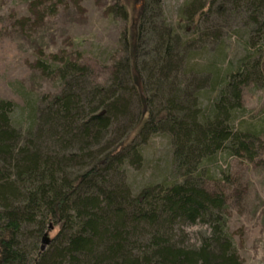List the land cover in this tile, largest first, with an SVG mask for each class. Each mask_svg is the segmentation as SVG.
Masks as SVG:
<instances>
[{
    "label": "trees",
    "instance_id": "16d2710c",
    "mask_svg": "<svg viewBox=\"0 0 264 264\" xmlns=\"http://www.w3.org/2000/svg\"><path fill=\"white\" fill-rule=\"evenodd\" d=\"M117 11L128 19L119 3ZM231 12L246 14L253 33L238 66L225 72L189 70L188 46L211 38L204 26L214 13ZM183 15L177 31L193 41L174 30H155L158 42L142 71L141 50L138 46L131 53L125 33L128 56L117 68L114 86L89 89L86 97L96 104L91 108H82L81 95L55 96L40 119L39 139L29 131L34 142H21L12 125L15 106L0 101V264H241L223 217L226 195L208 189L206 169L221 153L249 164L261 159L264 123L245 118L243 91L264 86V0H199L185 4ZM143 31L144 19L141 48ZM84 71L67 61L60 76L79 81ZM206 89L214 98L203 108L199 101ZM135 105L138 117L122 129L118 142L93 152L91 147ZM159 135L174 147L175 181L134 196L118 178L126 165L141 164L144 145ZM47 141L55 151L44 145ZM75 145L86 156L71 152ZM86 165L80 174L71 171ZM199 222L213 229L201 246L186 248L173 241L178 224ZM46 235L48 251L37 245L27 249L26 238Z\"/></svg>",
    "mask_w": 264,
    "mask_h": 264
},
{
    "label": "rangeland",
    "instance_id": "374dc122",
    "mask_svg": "<svg viewBox=\"0 0 264 264\" xmlns=\"http://www.w3.org/2000/svg\"><path fill=\"white\" fill-rule=\"evenodd\" d=\"M197 1L0 0V101L11 102L15 106L11 119L13 128L21 134V142H34L30 135L39 139L43 130L40 119L51 109L55 96L72 92L82 96V108L96 105L90 104L87 93L97 85L114 86L117 68L125 65L128 56L123 42L125 33L131 53L138 46L141 50L139 63L142 71L144 64L151 63L147 56L158 42L155 30L162 27L167 31L174 30L186 42L193 41L194 37H187L184 31L177 30L181 28L185 4ZM118 3L127 9V20L118 15ZM246 18V14L238 12L224 16L214 13L204 26L211 38L206 44L196 40L187 48L188 69L201 72L211 68L212 71L219 69L225 72L237 67L238 61L247 53L249 33L253 34L250 26H246ZM143 19L141 48L138 41ZM153 35H156L154 44ZM215 36L218 44L214 42ZM67 61L85 70L82 81L71 75L61 79L60 69ZM135 82L139 83L138 76ZM68 86L72 87L70 91ZM213 98L212 91L206 89L199 104L205 108ZM243 104L247 110L246 119L254 118L264 123V86L245 88ZM131 111L129 117L114 122L106 138L91 147L93 152L118 142L122 129H128L138 117L137 105ZM44 145H51L50 149L55 151L48 141ZM173 148L167 136L153 137L142 149L141 164L126 165L119 182L137 196L148 187L175 181ZM70 150L79 157L86 156L79 146H72ZM86 167L77 166L71 171L80 174ZM206 170L210 182L208 189L226 195L223 217L240 263L264 264V135L261 159L257 162L249 164L221 153ZM212 230L210 224L181 223L174 228L172 238L186 248H198ZM30 231L33 232L32 229ZM26 240L28 250L36 245L44 247L45 252L49 250L50 243L44 245L43 238Z\"/></svg>",
    "mask_w": 264,
    "mask_h": 264
},
{
    "label": "water",
    "instance_id": "95a60500",
    "mask_svg": "<svg viewBox=\"0 0 264 264\" xmlns=\"http://www.w3.org/2000/svg\"><path fill=\"white\" fill-rule=\"evenodd\" d=\"M48 243H50L49 242V240L47 239V235L44 237V239H43V244L44 245H46V244H48ZM42 250H44V247H42Z\"/></svg>",
    "mask_w": 264,
    "mask_h": 264
}]
</instances>
